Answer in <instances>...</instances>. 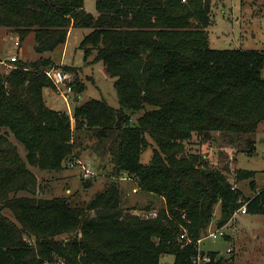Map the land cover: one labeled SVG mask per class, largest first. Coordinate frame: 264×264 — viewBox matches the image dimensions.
<instances>
[{"label":"trees","instance_id":"obj_1","mask_svg":"<svg viewBox=\"0 0 264 264\" xmlns=\"http://www.w3.org/2000/svg\"><path fill=\"white\" fill-rule=\"evenodd\" d=\"M213 1L96 0L95 16L84 0H0V28L20 48L33 35L41 56L65 45L72 29L91 30L80 48L115 78L119 101L114 108L92 99L70 116L46 104L45 90L55 89L52 60L6 62L13 68L0 71V264H161L168 254L174 264H195L216 206L219 229L244 206L264 215V188L246 198L203 158L181 157L195 133L252 135L264 122V51L212 49ZM73 89L79 96L85 85ZM85 152L113 166L105 191L85 205L38 196L29 167L59 173ZM255 175L238 170L235 179ZM126 179L165 201L157 217L123 209L119 182ZM184 230L193 243L180 241ZM201 253L225 264L217 252Z\"/></svg>","mask_w":264,"mask_h":264},{"label":"rangeland","instance_id":"obj_2","mask_svg":"<svg viewBox=\"0 0 264 264\" xmlns=\"http://www.w3.org/2000/svg\"><path fill=\"white\" fill-rule=\"evenodd\" d=\"M84 8L95 16L98 14L96 0H84ZM206 31L212 49L264 51V0H214L211 25ZM90 32L89 29H72L65 45L50 55H43L57 65L49 71L61 69L72 75L74 85H85L82 94L72 95L69 107L59 96L55 85V89L50 88L44 92L47 106L62 113L67 112L70 116H73L75 107L92 99H105L110 106L119 108L115 78L108 74L102 62L95 61V53L85 60V50L80 48L84 37ZM13 37L7 29L0 28L1 61L8 62L14 54L26 62H34L43 57L35 51L33 35L28 37L21 48L15 45L11 39ZM12 68L6 63L0 66V71L5 74ZM72 127H75L73 119ZM9 139L18 146L20 155L25 159L24 147L13 137ZM184 148L181 157L203 158L208 167L222 170L246 198H253L264 188V122L252 135L214 132L211 139L206 140L195 133L184 142ZM151 158L152 149H149L143 154L142 161L147 165ZM79 160L66 163L64 171L59 173L42 172L29 167L37 177L38 196L49 199L70 198L73 202L85 205L98 193L105 191L107 184L112 181L110 173L113 166L108 163V157L101 158L85 152ZM84 167L91 172L88 178ZM238 170L252 171L256 175L253 179L236 182ZM83 180L93 183V187L84 188ZM252 182H255V188ZM119 186L123 209L136 207L133 214L144 216L149 212L159 213L165 206L164 200L140 191L135 181L126 179L119 182ZM219 218L220 205L216 206L213 222L202 236L200 250L206 253L217 252L218 258H224L225 264H264V215L240 214L224 226V238H207L210 231L219 229L216 224ZM174 263L173 255L161 258V264Z\"/></svg>","mask_w":264,"mask_h":264},{"label":"built area","instance_id":"obj_3","mask_svg":"<svg viewBox=\"0 0 264 264\" xmlns=\"http://www.w3.org/2000/svg\"><path fill=\"white\" fill-rule=\"evenodd\" d=\"M13 41H14V38H13ZM14 43L17 47H20L19 42L14 41ZM19 60H20L19 55L14 54L9 61H11V63H15V62H18ZM5 62L2 61L1 64L4 65V64H6ZM47 76L50 78L52 83L56 86L59 96H61L64 99L65 103L69 107L71 95L74 94V89H73L74 81H73L72 75L69 74L68 72L62 71L61 69H57V70L47 72ZM83 169L85 171V176L88 178L89 175L91 174L90 170H87L85 167ZM240 214H243V215L246 214V207L245 206L234 213L231 221L236 219ZM157 216H158L157 212H149V213L144 214V217H146V218H155ZM224 228L225 227H223L221 229H217L215 232L210 231L207 238L214 239V240L224 238V236H225L224 231H223ZM183 240H188L186 242V244L193 243V241H191L188 238L186 230H184V232L180 236V241H183ZM202 242H203V239H200L197 241V246H199V255L195 260V264H211L213 262L212 258L207 254L202 255V253H201L200 244ZM60 264H65V263L61 262Z\"/></svg>","mask_w":264,"mask_h":264},{"label":"water","instance_id":"obj_4","mask_svg":"<svg viewBox=\"0 0 264 264\" xmlns=\"http://www.w3.org/2000/svg\"><path fill=\"white\" fill-rule=\"evenodd\" d=\"M13 40V38H11Z\"/></svg>","mask_w":264,"mask_h":264},{"label":"crops","instance_id":"obj_5","mask_svg":"<svg viewBox=\"0 0 264 264\" xmlns=\"http://www.w3.org/2000/svg\"><path fill=\"white\" fill-rule=\"evenodd\" d=\"M245 215V214H244Z\"/></svg>","mask_w":264,"mask_h":264}]
</instances>
